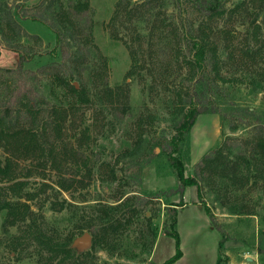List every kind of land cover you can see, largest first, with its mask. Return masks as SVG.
<instances>
[{"label":"rangeland","instance_id":"374dc122","mask_svg":"<svg viewBox=\"0 0 264 264\" xmlns=\"http://www.w3.org/2000/svg\"><path fill=\"white\" fill-rule=\"evenodd\" d=\"M39 1L0 0V96L6 83L14 81L19 52L32 54L24 69L31 72L28 82L40 96H52L53 75L58 74L65 80L75 77L69 83L88 99L64 100L67 114L50 116L46 108L38 119L26 113L13 117L15 131L46 124L37 145L0 141V163L6 166L0 175V202L19 200L30 207L27 220L12 226L6 210L0 211V264H58L63 258V264H146L152 262L149 258L158 263L174 253V240L164 234L173 207L185 258H196L198 251V258H223L224 264L225 258L264 264V150L257 145L253 116L200 115L180 150L185 175L197 179L200 196L195 186L185 188L182 196L170 192L178 183L156 144L170 137L176 96L190 82L182 43L185 13L180 15L173 0H89L93 47L86 70L84 65L63 67L60 58L49 54L53 34L14 15L22 5L23 12H36L29 7ZM225 7L232 11L223 25L234 40L229 47L256 54L240 58L238 53L240 64H232L222 53L223 74L234 81L221 83L219 96L225 99L219 100L220 108H249L264 120V0H226ZM7 12L26 36L15 38L3 25ZM46 64L52 65L40 73ZM105 88L114 97H106ZM126 151L130 154L119 161ZM204 156L210 160L202 164ZM113 171L117 180L111 179ZM126 198L130 206L137 198L146 201L137 208L139 215L125 214L129 223L108 238L98 225L94 234L88 223L97 220L98 205L115 206ZM179 202L184 205L175 206ZM203 205L218 229L205 218ZM84 232L92 243L80 253L72 243ZM221 238L225 241L219 247ZM46 239L66 246L69 253L51 251Z\"/></svg>","mask_w":264,"mask_h":264},{"label":"trees","instance_id":"16d2710c","mask_svg":"<svg viewBox=\"0 0 264 264\" xmlns=\"http://www.w3.org/2000/svg\"><path fill=\"white\" fill-rule=\"evenodd\" d=\"M119 4H122V2H119ZM173 4L179 13H181L180 15H182V12L185 13L182 20V28L184 30L182 43L187 54L184 61L189 66L191 74L190 82L186 89L179 96H176L170 137L160 138L156 145L165 156L168 166L172 169L178 183V187L171 189L170 192L182 196L185 188L195 186L197 187V195L199 197L198 181L195 177L185 175V166L180 155V150L182 143L185 141L200 115L219 114L222 118L229 112L230 114L236 113L239 117L247 115L253 116L257 145L260 147V150H264V139L262 137L264 120H262L261 116L254 110L236 107L232 104L230 105L229 102L226 103L229 105L228 110L226 109L227 111H225L220 108L221 104L219 102V100L225 99V96H219L222 95L221 83L234 81L226 79L223 74L226 64L224 59H221L222 53L227 54L232 64L238 62V53L240 58L253 56L256 53L252 52L251 49L241 48L237 50L233 46L229 47V43H233L234 40L232 36H228L226 29L223 28L225 16L232 14V11L226 10V0H173ZM23 7L22 5L15 9L14 15L16 17L22 20L40 23L53 34L54 46L49 51L50 57L60 58L63 67L71 65L81 67L84 65L83 69L87 70V67L89 68L91 52L89 46L93 47L89 0H40L37 4L29 7L31 10H36L33 13L23 12ZM190 14L196 17V20H191ZM2 22L9 30H12L15 38L27 35L22 27L14 20L10 12L4 15ZM1 35L3 40L6 41L7 37L3 30H1ZM6 43L8 44V41ZM220 43L222 51L219 50ZM17 53L18 60L13 75L14 81L12 80V82L9 81L6 83L4 92L0 96V141L3 140L6 146L12 143L18 145L22 143L24 146H27L32 142L37 145L39 143V132L42 134V132L47 130L46 124L39 125L35 123L25 131H15L12 128L13 120L15 119L13 117H18L21 113H26L33 119H38L42 112L46 111V108L50 110V116H55L61 111L66 113L64 111L66 107L64 100H68L69 98L76 100L77 98V100L83 101L88 98L87 96H82L84 93L78 91L74 85L69 83V80H73L75 77L68 75L65 80L58 74L53 75L50 92L52 96H48L49 98L40 96V91L34 89L28 82V77L31 75V72L24 69V64L31 60L32 54ZM238 63L240 64V62ZM50 65L52 64H46L40 67L38 71L44 74L50 68ZM58 90L62 92L61 95L63 96H57ZM104 92L109 95L106 96L109 99L114 97L111 96L113 95L111 89L105 88ZM72 105L69 106L71 107ZM126 109L127 106H125L123 112ZM54 124L55 121L53 122ZM38 147L41 148V146ZM127 152L120 155L118 158L119 161H123L130 154L129 152L126 154ZM208 160H210V156H204L201 159V163H206ZM149 162L150 158H147L145 165ZM236 167L235 165V169ZM5 172L6 166L3 167L0 163V175H4ZM117 175L113 171L111 179L117 180ZM121 175V179H124V173ZM59 187L65 189L62 184H59ZM12 188L10 187L11 190ZM26 197H28L26 200L31 199L28 195ZM152 197L155 198L157 196ZM17 198L20 199L21 197ZM137 199L133 201L134 204L132 206L129 205L127 198L115 206L98 205L96 209L98 211L97 220H92L90 224L88 223V227L96 234L94 228L96 225L100 226L101 230L104 231L103 234L108 238L110 234H114L116 230L118 231L122 226L129 223L125 220V214H131V216L135 217L139 215L137 208L142 207L146 201L142 198ZM183 205L181 202L175 204L178 207H182ZM203 208L211 224L217 228L214 215L207 206L203 205ZM29 209L30 207L27 204L19 200H3L0 202V211L6 210V220L9 226L15 223H24L27 220V213H30ZM170 209V222L168 229H164V234L174 240L175 249L173 255L161 264H175L183 255L180 248V236L175 229L177 224L176 208L173 207ZM116 214L122 215L121 217H116ZM25 228H29V225L26 224ZM156 237L157 233H153L152 246L154 245ZM36 239L38 240V238ZM224 241V238H221L219 247H222ZM43 243L49 246V249L53 252H61L65 255L69 253V249H66V246L52 243L48 239L44 240ZM94 243L95 245L98 244L96 236ZM65 259H60L61 261L58 264H63ZM223 260V258H217L215 264H224ZM146 264L154 263L148 261Z\"/></svg>","mask_w":264,"mask_h":264},{"label":"crops","instance_id":"0c3cea01","mask_svg":"<svg viewBox=\"0 0 264 264\" xmlns=\"http://www.w3.org/2000/svg\"><path fill=\"white\" fill-rule=\"evenodd\" d=\"M204 214H205V212H204ZM205 216H206L205 218L208 219L206 214H205ZM199 220H200V218H199ZM177 222H178V219H177ZM198 226H199V229H198ZM198 226H197V230H200V227H201L200 224H198ZM196 248L198 250H200V248L197 247V245H196ZM224 249H225V255L228 257L229 255H228L227 247L224 246ZM181 251H182L183 255L175 264H203V263L215 264L216 260H217V258H198L199 253H200L198 251L195 254L197 256L196 258H185V255H186L185 252L183 250H181ZM151 256H152V254H151ZM149 259L155 264H161L163 261L166 260V258H162L161 261H159L157 263V262L153 261V258H149ZM226 259H227V264H237L236 263V258H226Z\"/></svg>","mask_w":264,"mask_h":264},{"label":"water","instance_id":"95a60500","mask_svg":"<svg viewBox=\"0 0 264 264\" xmlns=\"http://www.w3.org/2000/svg\"><path fill=\"white\" fill-rule=\"evenodd\" d=\"M92 243L91 235L88 232H84L79 237L73 240L72 246L76 248L78 252H83L90 248Z\"/></svg>","mask_w":264,"mask_h":264}]
</instances>
